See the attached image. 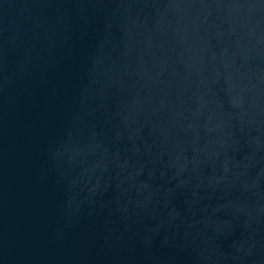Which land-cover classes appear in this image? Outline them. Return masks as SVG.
Segmentation results:
<instances>
[{
    "label": "water",
    "instance_id": "obj_1",
    "mask_svg": "<svg viewBox=\"0 0 264 264\" xmlns=\"http://www.w3.org/2000/svg\"><path fill=\"white\" fill-rule=\"evenodd\" d=\"M0 264H264V0H0Z\"/></svg>",
    "mask_w": 264,
    "mask_h": 264
}]
</instances>
